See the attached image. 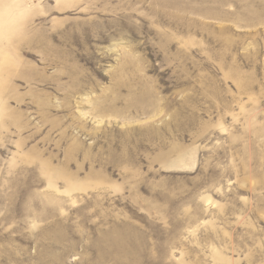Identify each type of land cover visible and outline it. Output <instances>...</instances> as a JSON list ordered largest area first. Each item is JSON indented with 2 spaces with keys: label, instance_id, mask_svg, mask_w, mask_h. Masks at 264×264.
I'll return each instance as SVG.
<instances>
[{
  "label": "rangeland",
  "instance_id": "obj_1",
  "mask_svg": "<svg viewBox=\"0 0 264 264\" xmlns=\"http://www.w3.org/2000/svg\"><path fill=\"white\" fill-rule=\"evenodd\" d=\"M26 3L0 264H264V0Z\"/></svg>",
  "mask_w": 264,
  "mask_h": 264
},
{
  "label": "clouds",
  "instance_id": "obj_2",
  "mask_svg": "<svg viewBox=\"0 0 264 264\" xmlns=\"http://www.w3.org/2000/svg\"><path fill=\"white\" fill-rule=\"evenodd\" d=\"M26 0H0V25L6 26L7 38L23 36L30 25Z\"/></svg>",
  "mask_w": 264,
  "mask_h": 264
},
{
  "label": "bare ground",
  "instance_id": "obj_3",
  "mask_svg": "<svg viewBox=\"0 0 264 264\" xmlns=\"http://www.w3.org/2000/svg\"><path fill=\"white\" fill-rule=\"evenodd\" d=\"M1 26V25H0ZM1 84V83H0Z\"/></svg>",
  "mask_w": 264,
  "mask_h": 264
}]
</instances>
